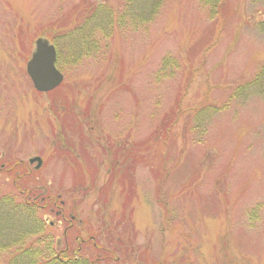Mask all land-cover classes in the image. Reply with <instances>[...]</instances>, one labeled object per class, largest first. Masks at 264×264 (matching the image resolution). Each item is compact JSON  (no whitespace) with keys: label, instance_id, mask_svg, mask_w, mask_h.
Segmentation results:
<instances>
[{"label":"rangeland","instance_id":"374dc122","mask_svg":"<svg viewBox=\"0 0 264 264\" xmlns=\"http://www.w3.org/2000/svg\"><path fill=\"white\" fill-rule=\"evenodd\" d=\"M97 5L122 11L0 0V186L17 177L60 197L55 237L72 226L68 240L93 239L107 264H264V0H223L211 20L200 0H162L152 22L126 18L78 62L65 46L62 83L37 93L35 41L63 47ZM165 57L179 67L156 78Z\"/></svg>","mask_w":264,"mask_h":264},{"label":"trees","instance_id":"16d2710c","mask_svg":"<svg viewBox=\"0 0 264 264\" xmlns=\"http://www.w3.org/2000/svg\"><path fill=\"white\" fill-rule=\"evenodd\" d=\"M200 1L204 6H209V20L220 15L219 7L223 0ZM161 2L162 0H122V11L115 14V17L109 9L102 10L97 5L93 10L90 9L80 22H74L72 26L65 27L61 31L63 47L53 42L57 60L61 58V52L65 46V51L69 52L68 56L72 63L94 54L99 48V43H104L113 31L122 29L126 18L152 22L161 10ZM97 15H101V19L98 17V24L88 26L87 21ZM98 28L102 39L97 40L95 30ZM167 66L173 69L179 67L173 58L165 57L161 61L160 69L162 70L158 71L156 78ZM261 67H264V62ZM170 72L172 70L169 71L171 75ZM252 85L253 81L241 86L243 92ZM237 96L234 94L233 98ZM12 167L9 166L8 171ZM12 180L11 190L5 191L0 186V264H107L117 261L109 250L101 248L91 238L82 240L80 236H76L69 241L66 233L72 226L66 227L63 233L64 241L60 243L55 237L57 227L48 221L47 215L64 219L66 215L64 202L59 201L58 196H48L45 190H43L44 193L39 194L37 189L21 186L17 182V177H13ZM249 216L252 217V213ZM103 253L105 256L102 255Z\"/></svg>","mask_w":264,"mask_h":264},{"label":"water","instance_id":"95a60500","mask_svg":"<svg viewBox=\"0 0 264 264\" xmlns=\"http://www.w3.org/2000/svg\"><path fill=\"white\" fill-rule=\"evenodd\" d=\"M57 54L55 47L45 39H37L30 58L26 62L25 71L33 86L40 94L49 93L60 86L63 75L56 67ZM37 161L40 166V160Z\"/></svg>","mask_w":264,"mask_h":264}]
</instances>
